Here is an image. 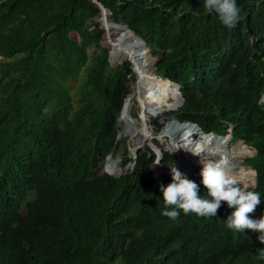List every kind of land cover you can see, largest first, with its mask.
Wrapping results in <instances>:
<instances>
[{
	"label": "trees",
	"instance_id": "trees-1",
	"mask_svg": "<svg viewBox=\"0 0 264 264\" xmlns=\"http://www.w3.org/2000/svg\"><path fill=\"white\" fill-rule=\"evenodd\" d=\"M99 1L183 86L180 120L230 124L257 148L247 190L261 198L250 218L264 216V0H236L231 30L204 0ZM101 13L93 0H0V264H264L260 233L228 229L226 202L211 218L161 215L172 179L151 176L149 148L133 170L99 171L122 146L132 160L118 139L131 63L111 64Z\"/></svg>",
	"mask_w": 264,
	"mask_h": 264
},
{
	"label": "clouds",
	"instance_id": "clouds-1",
	"mask_svg": "<svg viewBox=\"0 0 264 264\" xmlns=\"http://www.w3.org/2000/svg\"><path fill=\"white\" fill-rule=\"evenodd\" d=\"M203 7L207 14L215 13L218 16L219 20L222 22V24L226 26L229 30L236 27L237 22L239 20V14H240V8L238 7L236 0H204ZM107 13H108L107 23L109 24L113 23V24H116V26L118 24H121L127 27V29L129 28L124 23H116V22L109 20L108 16L110 12L107 10ZM100 22L102 24L101 20ZM104 29L106 33V30L108 31L107 26L104 25ZM154 57L156 56H154L151 51L148 53H145V57H142L138 60L139 62L138 65L143 64L141 63L143 61L148 62L146 58H150V59L153 58L155 60ZM156 58L158 59V57ZM130 63H131L132 70L128 74L129 80L127 83L128 88H129V93L131 91L130 90L131 89L130 83L132 82L131 76L132 75L137 76V74L135 73L133 69L132 61H130ZM152 66H154L155 74L158 75L159 77L163 78L164 80H167L168 82L178 83L170 78H166V77L159 75L158 70H157L156 60H155V64H153ZM136 81L137 80H135V82ZM143 92L144 91L141 92L140 97H142ZM127 97L125 98V100L127 99ZM177 103L179 104L177 108L167 111V115L174 116L178 122L181 121V124H183L185 121L197 123L196 121H192V120H180L176 115V112H178V110L185 103L184 93H183V98ZM134 105H137V104H134ZM123 107L125 108V101H124ZM123 107L118 117L119 119L124 110ZM128 111L130 112V116L132 115L133 117H135L133 115V107L131 110H128ZM230 126L232 125L227 124V126L224 128V132H216L212 130L205 131L204 129L203 130L206 133L214 132L224 137V135L229 133ZM181 128L182 129L186 128V125L184 124L181 125ZM227 139H230V142H229L230 145L236 142L234 141L233 130H231L230 136ZM237 140H243V139H237ZM245 144H246L245 145L246 148L249 150V153H247L246 156L244 157L243 165H246L247 167L251 168L252 171H254L256 176L258 177L257 171L250 165L246 164V159L248 157H251V158L255 157L258 153V150L253 145H249L246 142ZM128 150L130 151V149ZM139 150L137 151V157H138ZM228 153H229V150H228ZM153 155L156 157V154H153ZM167 158H173L174 161L172 163H168L166 160ZM164 159L163 160L160 159L161 165L164 167H172L175 164L176 156L166 154L164 156ZM154 161H155V158H154ZM154 161L152 162V165L150 166L151 170L154 165ZM223 162L224 161H220V162L209 161L207 163H203V168H202L201 173H192L188 177H185L176 168L172 169V178L169 175H163V176L170 177L172 179V183H170L167 187H165L163 183H161L159 186L160 191L163 193V201L165 204V210L162 211L161 215L166 216L173 221H177L180 216V211L182 210L185 215L194 214L198 218L200 217L211 218L217 215L218 209L221 207L222 202H226L229 208L234 209L231 215L228 216L227 219L225 220L227 228L230 230L236 231V232H240V233H244L246 229L259 232L260 233L258 237L259 242L261 244H264V216H261V218L259 219L250 218V214L254 213L256 210V207L261 203L260 194L258 192L247 190L249 188L257 186V179L251 185V187L246 189L243 187L244 183L241 186L238 180V179H241V177H243V174L240 173V170L236 169L234 166H231V163L229 166L228 162H226V165ZM126 166L127 165L122 166V167L124 168ZM231 167H233V169H231ZM108 170L111 171L110 169ZM104 171L108 172L107 169ZM108 173L111 175H114V172H111V173L108 172ZM238 174L239 176L237 177ZM194 175H199L202 177V183L207 188L208 197H211V199L202 198L201 196L198 195L199 186L194 181L188 179Z\"/></svg>",
	"mask_w": 264,
	"mask_h": 264
},
{
	"label": "built area",
	"instance_id": "built-area-1",
	"mask_svg": "<svg viewBox=\"0 0 264 264\" xmlns=\"http://www.w3.org/2000/svg\"><path fill=\"white\" fill-rule=\"evenodd\" d=\"M140 58H142L140 55L130 56L133 69L137 74V81L130 83L131 91L125 100V108L120 116V119L128 123L127 127L125 125L122 131L123 133H131V128L136 127V120L137 124L139 121L140 123L144 122V129L140 131L141 136L146 137L149 133L157 132L161 129L159 134L161 138L159 140L165 143L167 147L175 146L173 151L176 156L174 166L164 167L160 163V159H164L163 148L152 149L149 147L151 149L149 154H156L151 175L155 178L169 175L172 178V169L176 168L185 177H188L192 173H201L203 163L214 162V158H217V162L226 160L230 166L229 153L228 149H226L228 143L226 144L225 137L214 132L206 133L195 122L185 121L183 124L186 125V128L182 129L181 125L183 124H181V121L178 122L174 116L167 115V111L176 109L179 105L177 102L183 98V87L178 83L168 82L156 75L154 66L149 68L146 61L138 65ZM151 86H153L154 90L148 93V89ZM142 91L144 92L142 97H140ZM132 104H137L140 107L139 119L129 115L128 110L132 109ZM129 124H132V126ZM188 145L190 148L187 147ZM135 149L138 151L140 145H136ZM180 150L183 151L184 157L179 152ZM205 153L213 160H206ZM129 155L132 160L128 162L129 164L127 165L130 166L126 170H133L137 164V155L132 156L131 152ZM133 160L134 163L131 164ZM193 166H197V169L189 173L188 171ZM106 169H109L108 164ZM109 172H113L112 169Z\"/></svg>",
	"mask_w": 264,
	"mask_h": 264
},
{
	"label": "rangeland",
	"instance_id": "rangeland-1",
	"mask_svg": "<svg viewBox=\"0 0 264 264\" xmlns=\"http://www.w3.org/2000/svg\"><path fill=\"white\" fill-rule=\"evenodd\" d=\"M101 15H102V13H101ZM111 25H113L114 27L112 26L111 30H110V28L107 27L108 31L106 30L105 37H104V40L102 41V43H103V45H105L109 48L110 60L113 64V66H115L118 63H123L126 60L131 61V59H130L131 55H126L125 52H126V49H128L129 46L131 47V45L133 43L130 39L126 38L125 36H122L124 30L122 31V30H118L117 28H115L117 26L118 27L122 26L121 24H118L117 26H116V24H111ZM102 26L104 27V23H102ZM130 37H132L131 33H130ZM116 41L122 42V45H118V43ZM142 46H143L145 53L150 52L151 51L150 48H153V47H148L146 45V43L142 44ZM156 57H154V58L157 61ZM146 60H148L147 64L149 65V68L153 64H155V60L153 58L152 59L146 58ZM131 78H132V82H135V80H137V76H135V75H132ZM260 103L262 105L264 104V98H262L260 100ZM139 110H140L139 106H137V105L133 106V115L137 119H139V117H138ZM118 124L121 128V130L118 134V139L119 138L120 139H126V142H124L125 143L124 145H126L128 147V149L131 150L130 152H131L132 156L137 155V151L135 149L136 145H140V149L149 148V147L152 149L163 148V150H164L163 153H165L164 156L166 154L175 156V152L173 151L175 146L167 147L165 143H163L162 141L159 140V138H161V137H159L161 129L157 132L149 133L146 137H144V136H141V134H140V131L144 129V126H143L144 122L140 123V121H139L137 124V120H136V127L131 128V133H125V132L123 133L122 132V130L125 128V125H126V127L128 125V123L125 120L118 118ZM129 125L132 126V124H129ZM231 130H233V126H230L229 127V133L224 135L225 139H227L230 136ZM140 137H141V139H140ZM202 140H206V139H202ZM207 140H208V138H207ZM174 142H176V141H174ZM171 145H173V144H171ZM245 145L246 144L243 140H236V142L231 144V145L227 144L226 149L229 150L228 156H229V159L231 162V166H234L236 169H239L240 173L243 174V177H241V179H238L240 182V185L242 186V184L244 183L243 187L247 189V188L251 187V185L256 181L257 176H256L255 172L252 171L251 168L247 167L246 165H243L244 157L246 156L247 153H249V150L246 148ZM187 147L190 148L189 145ZM179 152L184 157L183 151L180 150ZM123 153H124V148L122 146L115 155H113V154L107 155V157L104 160H102L101 166H100L101 168L99 171L103 172L104 170H106L107 164H108V165H110L108 168L113 169V170L115 169L113 171L114 175L119 176L123 172H126L127 171L126 168H128L130 165H127L124 168L122 167L121 163H122ZM204 156L206 157L205 158L206 160H208V159L213 160V159L209 158L210 156H208L207 153H205ZM213 161L217 162L218 160H217V158L216 159L214 158ZM110 162H112L113 164L111 165ZM133 163H134V160L132 161L131 164H133ZM136 166H137V164H136ZM196 169H197V166H193L188 172L189 173L194 172ZM94 173H96V171H94V170H92L90 172V174H94ZM238 176H239V174L237 175V177Z\"/></svg>",
	"mask_w": 264,
	"mask_h": 264
},
{
	"label": "bare ground",
	"instance_id": "bare-ground-1",
	"mask_svg": "<svg viewBox=\"0 0 264 264\" xmlns=\"http://www.w3.org/2000/svg\"><path fill=\"white\" fill-rule=\"evenodd\" d=\"M108 28H110V30H111V28H112V26L109 24V23H107V25H106ZM114 27V26H113ZM115 28H117L118 30H124L123 31V35L122 36H125L126 38H128V39H130L131 41H132V45H131V47L129 46V48L128 49H126V52H125V54L126 55H131V56H135V55H140V56H142V57H144L145 56V52H144V49H143V46H142V44H141V42H140V40L138 39V37L137 36H135L130 30H128L127 29V27H125L124 25H122V26H120V27H115ZM117 30V31H118ZM130 33L132 34V37H130ZM129 40V41H130ZM128 41V40H127ZM117 43H118V45H122V42H118V41H116ZM131 43V42H130ZM125 51V50H124ZM147 52V51H146ZM154 90V88H153V86H151L149 89H148V93H150V92H152ZM229 142H230V139H227V141H226V144L228 143L229 144ZM241 153V152H240ZM111 163V165L113 164L112 162H110ZM225 165H226V160H224V162H223ZM110 165H108V167H109ZM116 168V167H115ZM110 169V168H109ZM231 169H233V167H231ZM111 170V169H110ZM115 170V169H114ZM113 169H112V171H114ZM121 170V169H120ZM118 171V170H117Z\"/></svg>",
	"mask_w": 264,
	"mask_h": 264
},
{
	"label": "water",
	"instance_id": "water-1",
	"mask_svg": "<svg viewBox=\"0 0 264 264\" xmlns=\"http://www.w3.org/2000/svg\"><path fill=\"white\" fill-rule=\"evenodd\" d=\"M95 3H97L99 5V7L102 9V16L99 18L102 23H104V25L106 26L107 25V9L105 8V6L99 1V0H93ZM110 24H113V23H110ZM128 30H130L135 36L138 37V39L140 40L141 44H144L145 41L144 39L139 36L138 34H136L133 30H131L130 28H128ZM124 109V107H123ZM129 115H130V112H129ZM108 171V169H107ZM109 172V171H108ZM111 173V172H110Z\"/></svg>",
	"mask_w": 264,
	"mask_h": 264
}]
</instances>
